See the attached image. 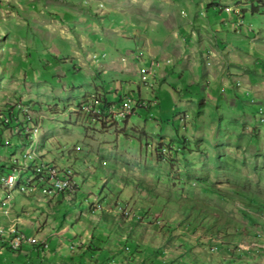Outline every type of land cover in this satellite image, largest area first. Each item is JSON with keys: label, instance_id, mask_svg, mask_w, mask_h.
Instances as JSON below:
<instances>
[{"label": "rangeland", "instance_id": "obj_1", "mask_svg": "<svg viewBox=\"0 0 264 264\" xmlns=\"http://www.w3.org/2000/svg\"><path fill=\"white\" fill-rule=\"evenodd\" d=\"M9 105L39 135L0 129V175L32 178L36 151L78 188L11 192L49 247L0 241V264H264V0H0ZM118 206L148 215L132 228Z\"/></svg>", "mask_w": 264, "mask_h": 264}, {"label": "clouds", "instance_id": "obj_2", "mask_svg": "<svg viewBox=\"0 0 264 264\" xmlns=\"http://www.w3.org/2000/svg\"><path fill=\"white\" fill-rule=\"evenodd\" d=\"M225 9H228V7H225ZM154 63V65H152ZM160 66L159 62L156 60L150 61L149 65L145 66H140V68H150L151 74H157L158 67ZM154 67V69H153ZM140 76L142 77L140 71L138 72ZM148 77V76H147ZM143 80V79H141ZM147 80V78H146ZM124 98L121 99L122 105L120 104L119 106L123 108L124 105ZM11 105H9V108ZM101 107V105H99ZM111 108H114V105H110L108 109L104 113H107ZM114 109H119V108H114ZM9 110V109H8ZM101 110V108H100ZM6 110H4L5 112ZM102 111V110H101ZM117 115L123 114V113H115ZM258 116V119L264 116V109L260 110V113ZM4 118V119H2ZM19 120L21 122L20 124H15L11 126L12 130H9V133H16L20 137L23 136L24 133H26V137L29 141L33 142L34 141V136L33 135H39L37 134L38 128L33 125L32 120L30 119H22L19 117ZM263 121V119H261ZM10 119L7 117L5 118L4 116H0V129H2L3 124L9 123ZM183 121V119L181 120ZM28 130V131H27ZM33 133V135H31ZM177 133V132H176ZM178 136L181 137L180 133H177ZM27 142L23 141V149L26 147ZM187 144V143H186ZM185 145V142L183 143ZM44 157V156H43ZM43 157L40 156L39 153L36 151H27L26 154L24 155V168L26 169V165L28 162L35 161L33 164V173L34 176L32 178H28L26 180H23L20 178V181H17V177L15 175V172L18 170L16 166H13V174H9L7 177L1 176L0 181H1V187L3 188L4 191L2 193H8L6 200L2 201L0 204V213L3 214L7 219L5 222H3L2 226L0 227V241L4 242L5 245L14 252H20L24 246L30 245L33 246V249H35L38 253L39 259L41 257V251L40 248L45 249L48 248L49 245L46 241H42L39 237L36 236H28L25 234L24 227L22 226V220H23V215L24 212L17 213L18 216H16V212H13L12 209H10L7 205V200L11 197L10 193L18 190L22 194H24L25 199H30L29 195L33 194L34 196L37 194H42L43 198H49L51 196H60L64 195L66 193L72 192L75 189L78 188L77 183L73 180L75 178V173L71 171L69 168H59L56 164L52 162H46L43 161ZM41 159L42 161L40 163L36 162V159ZM19 171V170H18ZM40 171V172H39ZM12 178V183H7V181ZM208 185V184H207ZM211 186V185H210ZM213 187V186H211ZM206 188V185H205ZM207 189V188H206ZM210 190V189H207ZM211 191V190H210ZM213 192V191H212ZM38 198V197H37ZM51 203V199H48ZM39 201V198L37 202ZM1 202V201H0ZM128 202V201H127ZM126 205V204H125ZM98 209H101L100 205L96 206ZM117 207V204H116ZM114 206V208L116 209ZM118 208H120L118 206ZM122 209L121 214L123 213V207L120 208ZM111 210V209H110ZM107 212L109 209L106 210ZM139 211H143L145 215H148L146 210H125L124 211V216L126 220L131 221L132 223V228L136 226L140 222V220H143L144 215L139 214ZM107 214V213H106ZM106 214H104V218L106 220H109L106 218ZM115 220L117 218L112 219V222L115 223ZM117 223V222H116ZM157 226H164V222L160 221V217L156 219V222L154 223ZM15 230V232H12V230ZM160 230V229H158ZM18 235H22L23 237L18 240V243H16V240L19 238ZM129 235V234H128ZM127 235V236H128ZM158 236V235H157ZM156 236V237H157ZM179 246V247H183ZM39 248V250H38ZM128 251V249L126 248ZM90 251V250H88ZM69 263L72 264H86L82 262H77V261H68Z\"/></svg>", "mask_w": 264, "mask_h": 264}, {"label": "trees", "instance_id": "obj_3", "mask_svg": "<svg viewBox=\"0 0 264 264\" xmlns=\"http://www.w3.org/2000/svg\"><path fill=\"white\" fill-rule=\"evenodd\" d=\"M222 27H223V26H222ZM222 27H221V28H222ZM116 92H117V90H116ZM118 97H119V99H121V96H120V95H119ZM110 105H111L110 103H108L107 101H104V102H103V105H101V110L105 112L106 109H108V107H109ZM8 111H9V115L7 116V118L10 119V121H9V123L3 124V126H2V130H3V129H6V128H7L8 130H12L11 126L15 125L16 123L21 125V122H20V120H19V115H20V114L18 113L17 115H15L12 107H10ZM4 117H5V116H4ZM5 118H6V117H5ZM2 119H4V118H2ZM25 119H28V118H25ZM1 132H2V131H1ZM177 133H179V132L177 131ZM177 133H176V136H177V138H178V142H179V144H180V145H183L184 142H185V144H186V143H187L186 140H184L183 138H181L180 136H178ZM199 183H200V182H199ZM206 188H207V189H210V190L213 191L214 193L216 192L215 188H214V187H211L210 185H207ZM258 206H261V205H258ZM91 239H93V237H91ZM11 250H12V249H11ZM89 250H90V249H89ZM71 261L74 262V260H71Z\"/></svg>", "mask_w": 264, "mask_h": 264}, {"label": "crops", "instance_id": "obj_4", "mask_svg": "<svg viewBox=\"0 0 264 264\" xmlns=\"http://www.w3.org/2000/svg\"><path fill=\"white\" fill-rule=\"evenodd\" d=\"M7 1H9V0H7ZM30 6H31V5H30ZM35 6H36V5L33 4V6H31L32 9H33V7H35ZM226 7H228V6H226ZM214 9H216V8L214 7ZM32 11H34V10H32ZM221 12H222V11H221ZM221 12H220V13H221ZM222 13H223V12H222ZM221 21L224 22V21H226V20H225V18H224V20H221ZM219 27H222V25H216L215 27H213V29H214V28L217 29V28H219ZM185 31H186V29H185ZM163 59H165V58H163ZM183 100H184V98H183ZM178 106L181 107L180 105H177L176 107H178ZM7 110H8V108H7ZM223 122H224V121H222V122H220V123H223ZM224 123H225V122H224ZM227 129H228V128H224V129H220L219 131H221V130H227Z\"/></svg>", "mask_w": 264, "mask_h": 264}, {"label": "bare ground", "instance_id": "obj_5", "mask_svg": "<svg viewBox=\"0 0 264 264\" xmlns=\"http://www.w3.org/2000/svg\"><path fill=\"white\" fill-rule=\"evenodd\" d=\"M1 176V175H0ZM7 183H12V178H10ZM12 232H15V230L13 229ZM19 238L16 240V243H18V240H20L23 236L22 235H18Z\"/></svg>", "mask_w": 264, "mask_h": 264}, {"label": "built area", "instance_id": "obj_6", "mask_svg": "<svg viewBox=\"0 0 264 264\" xmlns=\"http://www.w3.org/2000/svg\"><path fill=\"white\" fill-rule=\"evenodd\" d=\"M143 72H150L151 73V69L150 68H142Z\"/></svg>", "mask_w": 264, "mask_h": 264}]
</instances>
